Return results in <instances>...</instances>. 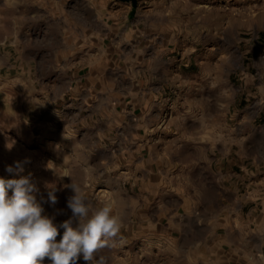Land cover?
Instances as JSON below:
<instances>
[{
	"label": "rangeland",
	"instance_id": "obj_1",
	"mask_svg": "<svg viewBox=\"0 0 264 264\" xmlns=\"http://www.w3.org/2000/svg\"><path fill=\"white\" fill-rule=\"evenodd\" d=\"M125 21L134 32V47L157 45L183 72L208 73L217 63L222 84H243L246 74L264 80V0H0V176L11 178L5 167L27 158L23 175L31 174L38 200L56 188L58 203L43 204L56 223L72 215L71 181L84 188L93 205L104 203L102 193L109 190H137L121 177L132 157L125 155L122 163V154H110V160L104 155L107 136L116 131L101 130L111 116L98 115L95 98L84 91L96 56L124 60L119 55L125 47L107 34ZM100 47L109 49L99 54ZM244 97L238 92L222 110L219 146L206 140L207 153L220 160L212 167L221 173L230 205L212 213L214 188L204 189V235L192 228L179 239V229L166 232L164 221L141 226L138 213L130 211L124 214L122 240L97 258L108 257V264H264V236L255 234L253 219L260 206L247 197L248 179L264 176V162H244L248 146L236 117L245 112L235 115L243 107L253 112L257 102ZM261 122L264 118L253 124ZM216 134L209 131L206 138ZM62 234L63 229L57 240ZM78 264L86 262L81 257Z\"/></svg>",
	"mask_w": 264,
	"mask_h": 264
},
{
	"label": "crops",
	"instance_id": "obj_2",
	"mask_svg": "<svg viewBox=\"0 0 264 264\" xmlns=\"http://www.w3.org/2000/svg\"><path fill=\"white\" fill-rule=\"evenodd\" d=\"M111 30L108 38L113 35L112 42L116 39L126 49L124 55H119L124 60L116 58L110 62L111 55L108 58L103 55V59L96 56L86 75L84 91L90 100L95 98L92 103L100 108L98 115L111 116L106 126L102 123L101 130L116 131V135L107 136L104 155L110 160V154H122V163L128 156L132 157V162L123 166L121 177L123 182L131 181L137 190L130 193L109 190L102 193V198L112 204L114 214L120 215L123 222L124 214L135 211L136 222L141 226L153 227L164 221L170 229L166 232L179 229V239L192 228L204 235L201 211L205 206L204 189L214 188L212 213L221 211L222 205H230L223 197L225 186L220 181L221 173L212 167V163L220 160L207 153L206 140L209 144L211 139L214 146H219L222 110L229 109L232 103L229 99L235 102L241 92L245 100L253 98L257 102L253 112L243 107L235 113L239 116L245 112L236 117V121L244 124L239 133L248 146L244 162L249 165L264 162V122L253 124L257 118H264V80H254L246 74L243 84H222L217 63L208 73L198 70L199 73L192 75L181 70V63L175 65L166 58L165 51L157 45L153 50L149 46L134 47L131 43L134 32L127 21L117 30ZM108 47L97 50L104 54ZM209 131L218 136L206 138ZM192 151L197 154L183 156L184 152ZM241 155L237 151V157ZM259 177L262 178L248 179L247 197L255 202V207L260 206L253 219L255 234L261 237L264 236V176Z\"/></svg>",
	"mask_w": 264,
	"mask_h": 264
},
{
	"label": "clouds",
	"instance_id": "obj_3",
	"mask_svg": "<svg viewBox=\"0 0 264 264\" xmlns=\"http://www.w3.org/2000/svg\"><path fill=\"white\" fill-rule=\"evenodd\" d=\"M29 162L15 161L5 167L11 178L0 176V264H44L45 259L50 264H78L81 257L86 264H108V257H97L122 240L123 218L114 214L110 202L93 205L84 188L71 181L67 188L74 194L67 207L72 215L56 223L43 207L58 203L56 188L38 200L40 189L31 174L23 175Z\"/></svg>",
	"mask_w": 264,
	"mask_h": 264
}]
</instances>
